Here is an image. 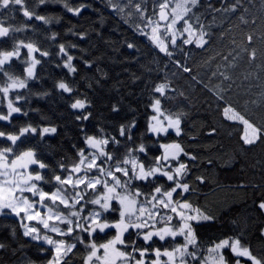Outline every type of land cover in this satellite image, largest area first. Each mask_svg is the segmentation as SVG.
Here are the masks:
<instances>
[{"label":"snow or ice","instance_id":"obj_1","mask_svg":"<svg viewBox=\"0 0 264 264\" xmlns=\"http://www.w3.org/2000/svg\"><path fill=\"white\" fill-rule=\"evenodd\" d=\"M17 13L27 19L6 23ZM233 18L257 25L244 0H0V264H264V30L238 43ZM64 20L72 39L44 30ZM29 29L49 43L17 36ZM201 52L208 84L194 68ZM241 59L243 79L259 82L244 107L232 99ZM106 60L143 71L123 68L126 84ZM185 74L208 89L210 115L194 118L200 98L176 84ZM45 75L50 88L32 86ZM53 90L74 110V134L31 104ZM225 138L238 150L220 151ZM256 148L260 182L227 186L244 202L251 194L252 214L215 208L212 173L240 163L243 175Z\"/></svg>","mask_w":264,"mask_h":264},{"label":"trees","instance_id":"obj_2","mask_svg":"<svg viewBox=\"0 0 264 264\" xmlns=\"http://www.w3.org/2000/svg\"><path fill=\"white\" fill-rule=\"evenodd\" d=\"M244 3L246 5H248L251 8L252 13H254L257 16V25L256 26H253L251 24L244 25V24L240 23L239 20H237L236 18H233V22L240 25L238 28L233 30L235 33L234 38L237 40L238 43L242 39H244L245 33L247 31L251 30L253 27H255V29H256L255 34H257V36L261 30H264V28H262V26H261V20H260L261 15H264V13H262L259 10L260 0H255L254 5L252 4V0H244ZM57 11L61 12L62 14H64L67 17L72 16V14L66 13V11L62 9V6H57ZM26 19L27 18L23 17L22 14L17 13V19L16 20L6 21V23L12 22V23L18 24V23L25 21ZM36 23L39 25L42 22H36ZM66 23H67L66 20L61 21L60 23H56L55 21H53L52 25L44 26V30L47 31L48 29H54V30L60 31L63 38L72 39L71 36H66L63 32V29L66 26ZM125 27L127 30V26H125ZM17 36L21 37V38H25V37H29V36H33L34 38L38 37L43 43H45V44L49 43L48 40L44 39L42 34L37 33L34 36L31 29L27 30V32L22 31L20 33H17ZM256 44L258 47L261 46V42H260L259 38H257ZM230 46H232V45L230 44L229 37H225L223 45H222L225 54H227V49ZM131 51L132 50H129L126 48L122 49V52L124 54L131 53ZM241 55H242V57L244 56L243 53ZM201 56L206 57L207 54L202 53V52L201 53H193V59L195 60L194 68H196L200 72L201 77L204 78L205 84H208V80L210 79V77H206V75H205L208 72V66L205 65L204 60L201 59ZM118 58L122 59V56H120ZM45 59H47V58H45ZM189 62L192 63L193 61L190 60ZM105 63L107 64L108 68L111 70V72L113 74V78L114 79H116V78L123 79L126 84L130 83V81L128 80L129 73L122 71L123 68L130 66L132 71H143V69H141L134 62L131 64L123 63V64L113 65V64L107 63V60H106ZM239 65H240L239 68L235 72V75L237 77L235 80V83L237 85H241V86L239 88H233L232 99L235 103H237L241 107H244L245 101L248 100L249 98L255 99L256 98L255 93L258 91L257 88L253 87L251 92L246 93L245 89L248 87L249 83H257L258 84L259 82L255 81L254 76L252 77L251 81L243 79L244 72L251 70L248 67L246 59H241L239 61ZM151 66L155 67L154 65H151ZM169 67H170V71H175V69H172L171 66H169ZM49 68L54 69V66H45L44 69H40V66H38V69H40L41 71H44V72H47L49 70ZM55 71L58 74L59 70H55ZM117 72L120 73L119 77H116V75H115ZM147 74L148 73H146V75ZM150 75L153 78H155L157 76L163 77L165 75V72H164L163 67H161L157 71L152 72ZM213 83H219V82L213 80ZM176 84L179 87H188L189 90L192 91L197 98H200L201 103L196 104V109L198 111L194 112V118L196 116L204 117L206 115H210V111H206V109H208V105L203 103L204 99H208L212 102L213 105L215 104V101L212 100L208 89H206L203 85L191 82L188 79L186 74L183 76V78H177ZM32 86L35 87L36 89H39V90H43L44 88H50L52 86V80L49 79L47 75H45L44 80H43V85H41V83H39V82H35V83H33ZM82 87H83V84H82ZM138 91L139 90L137 89V93H138ZM57 93H58V90H53V92L50 95H48L47 97L42 98V97L33 96L32 100H31V104L33 107L40 108L41 113L45 117L50 118L54 122L60 124L62 132L65 129H67L69 132L74 134L76 131V128H75V123H74L73 117L71 115V112L74 110L70 109L67 101L62 100ZM89 95L92 96V93L89 92ZM111 95L114 99L117 98L116 92H113ZM93 98L95 99V97H93ZM126 99L130 100L132 103H136V100L133 97H126ZM201 104H203V107H201ZM248 108L250 110H252L255 108V106L254 105H248ZM104 111L106 112V109H104ZM30 118L33 121H39L40 120V114L30 113ZM24 119H27V118L21 117V120H24ZM59 139H60L59 137L53 138L52 144H57ZM222 145L223 146L220 148V151L231 153V151L234 147H236L238 150V146L236 145L234 138L231 140H229L227 138L223 139ZM65 146H67L66 140H65ZM38 147L41 148V151H44V149H45V146H43V145H38ZM57 151H59V149H57ZM45 155H48V153L45 152ZM260 158H261V149L260 148L250 150L247 157L245 158L249 167H247L243 170V175L241 173V164L240 163H238L234 167L221 166L217 172H213L212 175H213L214 179L219 180V186H217L215 183H210L205 188V192L208 193L209 203L215 205V208H229L230 207L231 212H229V215L239 214L241 219L251 215L253 212V209L250 207V205H251V198H250L251 194L249 193V198L247 199L246 202H244L245 197H244L243 193L233 192V191L229 190V188L227 186L228 185L234 186L238 182V180H240V179L255 180L257 183H259L260 178H261L260 177L261 168H260V164L258 163V161ZM252 165H255V167L253 168ZM253 173H255V175H253ZM214 230H215L214 228L209 229L210 232L214 231Z\"/></svg>","mask_w":264,"mask_h":264}]
</instances>
